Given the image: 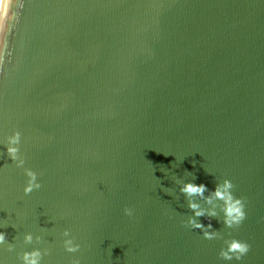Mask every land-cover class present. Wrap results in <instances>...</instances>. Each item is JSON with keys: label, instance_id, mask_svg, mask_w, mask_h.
Segmentation results:
<instances>
[{"label": "water", "instance_id": "water-1", "mask_svg": "<svg viewBox=\"0 0 264 264\" xmlns=\"http://www.w3.org/2000/svg\"><path fill=\"white\" fill-rule=\"evenodd\" d=\"M12 12L0 264L32 249L40 264H264V0H14ZM14 131L41 184L28 195L4 147ZM225 178L245 198L238 228L218 222L216 198L192 199L218 213L199 222L250 245L239 261L182 223V183Z\"/></svg>", "mask_w": 264, "mask_h": 264}, {"label": "clouds", "instance_id": "clouds-1", "mask_svg": "<svg viewBox=\"0 0 264 264\" xmlns=\"http://www.w3.org/2000/svg\"><path fill=\"white\" fill-rule=\"evenodd\" d=\"M14 0H0V6H6L0 11V64L4 62L5 54L11 55L10 52H6L7 41L6 36L8 34V23L13 19V7ZM21 143V133L19 131H14L8 138L7 144L4 146L6 148L7 157L15 164L17 168L23 169V174L26 177V182L23 187V193L28 195L34 190L41 188V184L38 182L37 173L30 168L24 167L25 160L21 157L19 145ZM235 185L227 178L223 179L222 182H217L215 184L214 190H209L204 184H195L192 182H183L182 186L179 188V192L183 194L185 200L187 201V208L191 211L192 215L188 218L187 223L182 221L186 227L191 229L200 230L203 239L213 240L222 239L223 247L220 248L218 252V257L220 259L230 261V260H241L244 255H246L250 249V245L246 242L237 240L235 238H224L220 231L213 230L211 223L205 225L197 218L204 217L206 219H217L218 213L216 211H206L201 208L199 203L194 201L192 197H200L205 200V203H211L212 198H216L220 204V213L222 217L218 220L224 227L228 229H235L240 226V224L246 218L245 209V198L236 197L233 195V189ZM209 193L206 197L205 193ZM125 215L131 217L132 209L125 208ZM63 237H70L69 239L63 240V247L68 253H75L80 249V245L74 243V237L70 236V232L65 229L62 233ZM24 240L26 243L32 242V235L30 233L25 234ZM6 234L0 232V244L5 243ZM8 250L11 251L12 247L9 245ZM47 253H42L39 249H32L31 251H24L20 255L21 264H40L43 255ZM71 264H79V260H72Z\"/></svg>", "mask_w": 264, "mask_h": 264}]
</instances>
